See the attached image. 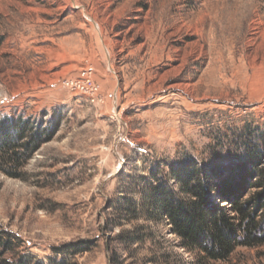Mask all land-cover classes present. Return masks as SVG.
<instances>
[{"label":"rangeland","instance_id":"rangeland-1","mask_svg":"<svg viewBox=\"0 0 264 264\" xmlns=\"http://www.w3.org/2000/svg\"><path fill=\"white\" fill-rule=\"evenodd\" d=\"M21 115L55 131L0 170L9 264H264V243L214 260L147 211L171 165L228 175L250 144L264 165V0H0V117Z\"/></svg>","mask_w":264,"mask_h":264},{"label":"trees","instance_id":"trees-1","mask_svg":"<svg viewBox=\"0 0 264 264\" xmlns=\"http://www.w3.org/2000/svg\"><path fill=\"white\" fill-rule=\"evenodd\" d=\"M54 131L30 116L0 117V170L9 176H20L17 169ZM245 147L237 168H232L228 175L191 159L171 165L169 175L178 188L170 180L154 176L156 183L150 184L147 192V211L152 218L167 220L185 249L202 251L211 259L220 260L238 246L264 243V237L255 234L257 211L252 209L254 202L260 203L264 197V165L259 162L263 152L251 144ZM254 181L263 187L262 193L245 198ZM222 201L231 203L235 214L226 211ZM14 248L11 238L0 232V264H9L6 255ZM25 258V254H19L16 264H30Z\"/></svg>","mask_w":264,"mask_h":264},{"label":"built area","instance_id":"built-area-1","mask_svg":"<svg viewBox=\"0 0 264 264\" xmlns=\"http://www.w3.org/2000/svg\"><path fill=\"white\" fill-rule=\"evenodd\" d=\"M73 85L74 87H81L79 89L84 90L85 92H91L92 94L100 95L99 86L96 85L93 79L88 76L87 70L82 72L81 77L73 82Z\"/></svg>","mask_w":264,"mask_h":264},{"label":"bare ground","instance_id":"bare-ground-1","mask_svg":"<svg viewBox=\"0 0 264 264\" xmlns=\"http://www.w3.org/2000/svg\"><path fill=\"white\" fill-rule=\"evenodd\" d=\"M253 33V32H252Z\"/></svg>","mask_w":264,"mask_h":264}]
</instances>
